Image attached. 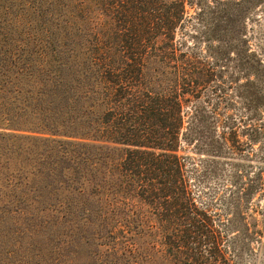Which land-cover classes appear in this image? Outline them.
Here are the masks:
<instances>
[{
    "label": "trees",
    "instance_id": "16d2710c",
    "mask_svg": "<svg viewBox=\"0 0 264 264\" xmlns=\"http://www.w3.org/2000/svg\"><path fill=\"white\" fill-rule=\"evenodd\" d=\"M188 7L209 27L177 40ZM252 11L264 0H0V264H50L74 228L120 231L129 254L165 264H241L263 250ZM247 147L262 152L253 174ZM222 161L228 194H196ZM145 231L161 250L141 248Z\"/></svg>",
    "mask_w": 264,
    "mask_h": 264
},
{
    "label": "rangeland",
    "instance_id": "374dc122",
    "mask_svg": "<svg viewBox=\"0 0 264 264\" xmlns=\"http://www.w3.org/2000/svg\"><path fill=\"white\" fill-rule=\"evenodd\" d=\"M207 4L208 3H206V5ZM253 12L254 11L248 16L247 36L250 39L253 48L261 49L260 54L264 59V13L260 11ZM212 13V10L207 7L205 16L210 18L213 16ZM186 16L187 21L183 24L182 29L179 28L177 40L181 34H185L186 38L192 35H200L201 31H204L209 27V24L206 23L204 19L203 21L197 19L196 9L188 7ZM189 41L191 44V40ZM201 44L200 48H204L205 44ZM170 66H173V64H170ZM241 82H244V80H241ZM235 115L237 117H242V115H244L243 110H241L239 106L235 111ZM255 148L257 149L258 147L255 146ZM250 151V147H247L244 151V155L251 154L252 152ZM190 155H193V153H190ZM260 158H262V152H257L255 154L252 153L251 158H244L242 166L244 167L243 169L245 173L248 172L253 174L256 172L257 169L261 167L259 164ZM232 170L231 163L225 161L220 162L218 172L206 176L204 180H202V186L195 183V185H193V190L196 194H201L205 192V190H210L213 194H228V192L224 191V188H226L228 184ZM76 230L75 228L65 230L69 234L71 232L76 234L71 235L72 237L65 236L61 239L59 244L54 247H52L53 245L50 246V253L46 252L48 258H50V264H165L164 260L160 257V253L158 254L157 260L148 259L149 256L147 253L144 255L129 254L128 250H131V245L129 243L126 244L121 240L120 231L111 233L110 237L101 238L103 234L97 229ZM145 232L144 244L141 248L150 252V245L157 244L159 250H161L162 246L160 244V239L153 235L149 236L148 232ZM92 234H96L95 238H93ZM83 235L85 237L82 238L81 236ZM76 239H80L79 242H75ZM241 264H264V248L256 255H246Z\"/></svg>",
    "mask_w": 264,
    "mask_h": 264
}]
</instances>
